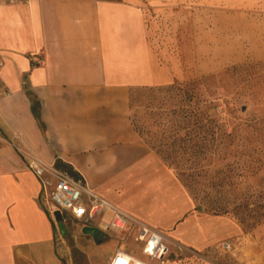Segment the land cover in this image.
I'll return each mask as SVG.
<instances>
[{
	"label": "crops",
	"instance_id": "obj_1",
	"mask_svg": "<svg viewBox=\"0 0 264 264\" xmlns=\"http://www.w3.org/2000/svg\"><path fill=\"white\" fill-rule=\"evenodd\" d=\"M189 25L202 64L224 49L228 25L235 47L264 59V0L0 1V79L9 91L0 95V264H73L23 153L81 178L185 252L158 262L131 234L98 242L130 240L134 249L116 248L149 264H220L216 254L264 264V221L246 230L201 211L130 116L132 87L189 80Z\"/></svg>",
	"mask_w": 264,
	"mask_h": 264
},
{
	"label": "rangeland",
	"instance_id": "obj_2",
	"mask_svg": "<svg viewBox=\"0 0 264 264\" xmlns=\"http://www.w3.org/2000/svg\"><path fill=\"white\" fill-rule=\"evenodd\" d=\"M192 27L189 80L132 87L130 116L201 211L227 214L251 230L264 221V59L244 55V44L236 55L240 47L228 25L224 49L202 64V58L192 56ZM65 226L73 264H105L117 245L136 247L114 235L98 242L76 220ZM214 259L237 264L227 255Z\"/></svg>",
	"mask_w": 264,
	"mask_h": 264
},
{
	"label": "built area",
	"instance_id": "obj_3",
	"mask_svg": "<svg viewBox=\"0 0 264 264\" xmlns=\"http://www.w3.org/2000/svg\"><path fill=\"white\" fill-rule=\"evenodd\" d=\"M15 2L18 0H0ZM39 61V59L37 60ZM9 94L0 79V95ZM27 166L40 182V202L54 218V211L59 210L63 221H78L85 225L97 227L101 234L122 233L125 237L131 234L142 253L158 262L166 261L173 252L181 255L185 247L168 240L165 234L149 224L128 214L121 208L97 194L81 178L45 162L40 157L23 153ZM219 249L228 250L230 243L222 241ZM107 264H149L138 257L132 250L117 247Z\"/></svg>",
	"mask_w": 264,
	"mask_h": 264
},
{
	"label": "water",
	"instance_id": "obj_4",
	"mask_svg": "<svg viewBox=\"0 0 264 264\" xmlns=\"http://www.w3.org/2000/svg\"><path fill=\"white\" fill-rule=\"evenodd\" d=\"M54 218L57 221V228L60 231L61 234H65L66 233V227H65V222L63 221V216L60 213L59 210H55L54 211ZM82 232L85 234H89L93 237H99L101 232L100 230L95 227V226H90V225H85L82 227ZM100 240V238H98V241Z\"/></svg>",
	"mask_w": 264,
	"mask_h": 264
},
{
	"label": "trees",
	"instance_id": "obj_5",
	"mask_svg": "<svg viewBox=\"0 0 264 264\" xmlns=\"http://www.w3.org/2000/svg\"><path fill=\"white\" fill-rule=\"evenodd\" d=\"M193 146H194V144H193ZM193 153H195V151H194ZM260 215H262V216L264 217V211H263L262 214H260Z\"/></svg>",
	"mask_w": 264,
	"mask_h": 264
}]
</instances>
